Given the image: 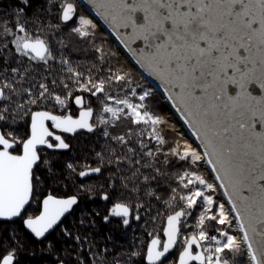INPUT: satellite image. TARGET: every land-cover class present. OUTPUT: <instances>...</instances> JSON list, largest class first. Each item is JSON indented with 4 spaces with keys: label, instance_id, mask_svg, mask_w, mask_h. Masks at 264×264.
<instances>
[{
    "label": "snow or ice",
    "instance_id": "6c2138e0",
    "mask_svg": "<svg viewBox=\"0 0 264 264\" xmlns=\"http://www.w3.org/2000/svg\"><path fill=\"white\" fill-rule=\"evenodd\" d=\"M0 264H264V0H0Z\"/></svg>",
    "mask_w": 264,
    "mask_h": 264
},
{
    "label": "bare ground",
    "instance_id": "6f19581e",
    "mask_svg": "<svg viewBox=\"0 0 264 264\" xmlns=\"http://www.w3.org/2000/svg\"><path fill=\"white\" fill-rule=\"evenodd\" d=\"M97 20H98V23H99V24H101V25H102L107 31H109V33L111 34V36L113 37V39L117 42V44H118V46H119L121 52H123V53L127 56V58H128L132 63H134V61L131 60L130 54L127 53V50H126V49H123L122 46L119 45L118 41H117L116 38H115V35H114L113 33H111L110 29H107V26H106V25H103V21H99V18H97ZM163 104L165 105V107H166L167 111L169 112V114H170V115H173V117H174L173 120H174L176 123L179 122V123H178V126L184 128V133L190 135V130H188L185 126H183L182 121H180V118H179L178 114H176V113L174 112V109H171V107H170V103L167 102V101H165V100H163Z\"/></svg>",
    "mask_w": 264,
    "mask_h": 264
},
{
    "label": "trees",
    "instance_id": "16d2710c",
    "mask_svg": "<svg viewBox=\"0 0 264 264\" xmlns=\"http://www.w3.org/2000/svg\"><path fill=\"white\" fill-rule=\"evenodd\" d=\"M105 33H106V35H107V38L111 41V43L117 46V44H116L115 42H113V40H111V38L109 37V34H108L106 31H105ZM97 35H100V33H97ZM112 50L115 51V48H113ZM121 54H122V53H121ZM124 57H125V56L122 54V55H121V62H123ZM160 104H161V111L164 112V108H165V107H164V105L162 104V99L160 100ZM79 163H80L81 165H83V164H85V163H93V164H94V162L91 161V160L85 161L83 157H80V158H79ZM82 182H83V181H82Z\"/></svg>",
    "mask_w": 264,
    "mask_h": 264
},
{
    "label": "water",
    "instance_id": "95a60500",
    "mask_svg": "<svg viewBox=\"0 0 264 264\" xmlns=\"http://www.w3.org/2000/svg\"><path fill=\"white\" fill-rule=\"evenodd\" d=\"M101 25V24H100ZM102 26V25H101ZM103 27V26H102ZM104 31H106L108 34H109V37L111 38V40H113V42H115L117 44V42L113 39V37L111 36V34L109 33V31H107L104 27H103ZM111 31V30H110ZM117 47L118 44H117ZM125 57H127L123 52H121ZM130 63H132L130 60H129Z\"/></svg>",
    "mask_w": 264,
    "mask_h": 264
},
{
    "label": "rangeland",
    "instance_id": "374dc122",
    "mask_svg": "<svg viewBox=\"0 0 264 264\" xmlns=\"http://www.w3.org/2000/svg\"><path fill=\"white\" fill-rule=\"evenodd\" d=\"M162 104H163V99H162ZM164 105V104H163ZM164 107H165V105H164ZM164 113H168L169 114V112L167 111V109H166V107L164 108ZM172 123H176L174 120H172ZM180 127V126H179Z\"/></svg>",
    "mask_w": 264,
    "mask_h": 264
}]
</instances>
